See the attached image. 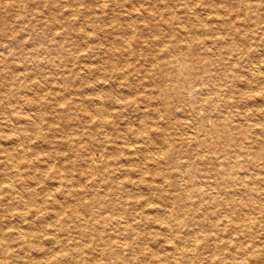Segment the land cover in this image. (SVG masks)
Masks as SVG:
<instances>
[{"label":"rangeland","instance_id":"1","mask_svg":"<svg viewBox=\"0 0 264 264\" xmlns=\"http://www.w3.org/2000/svg\"><path fill=\"white\" fill-rule=\"evenodd\" d=\"M262 75L264 0H0L4 264L263 263L264 193L235 183L264 157L220 175L235 152L217 130L264 109V78L241 94Z\"/></svg>","mask_w":264,"mask_h":264},{"label":"bare ground","instance_id":"2","mask_svg":"<svg viewBox=\"0 0 264 264\" xmlns=\"http://www.w3.org/2000/svg\"><path fill=\"white\" fill-rule=\"evenodd\" d=\"M113 1V0H112ZM122 2V0H121ZM70 5V4H69ZM115 5V4H114ZM145 5V4H144ZM115 8V7H114ZM120 10V9H119ZM205 10V9H204ZM11 11V10H10ZM12 12V11H11ZM206 12V11H204ZM8 13V12H7ZM6 13V14H7ZM171 13V12H170ZM220 13V12H219ZM65 14V13H64ZM76 15V12L72 15ZM102 14V13H101ZM117 15V14H116ZM140 15V14H139ZM176 15V14H174ZM42 17V16H41ZM74 17V16H73ZM128 17V16H127ZM84 19V18H83ZM82 18L80 20H83ZM122 19V18H121ZM202 19V18H201ZM78 20V21H80ZM144 20V19H143ZM118 22V21H117ZM115 23V22H114ZM147 23V22H146ZM120 29V28H119ZM35 32V30H34ZM121 32V31H120ZM131 32V31H130ZM189 32V31H188ZM96 34V33H95ZM116 34V33H115ZM118 35V34H117ZM178 36V35H177ZM111 38V37H110ZM220 38V37H219ZM125 39V38H124ZM186 40V39H185ZM97 41V40H96ZM187 41V40H186ZM188 42V41H187ZM243 43V42H242ZM115 49V48H114ZM101 50V49H100ZM196 51V50H195ZM256 54V52H255ZM250 57V56H249ZM108 58V57H107ZM89 59V58H88ZM109 59V58H108ZM247 62V61H246ZM92 64V63H91ZM101 64V63H100ZM255 64V63H254ZM148 65V64H147ZM175 66L170 69L171 73L173 74V76L181 81H185V79L187 78V75L190 74V71L187 70V67L185 66L184 63H176L174 64ZM251 67V66H250ZM82 68V67H81ZM244 68V67H243ZM257 68V67H255ZM84 69V68H83ZM257 73L255 74L256 76L258 74H262L263 70L262 69H257L255 70ZM255 71L250 68L248 69V72L251 76L254 75ZM26 73H29V72H26ZM244 73V72H243ZM59 74V73H58ZM193 74V72H192ZM60 75V74H59ZM101 75V74H100ZM127 75V74H126ZM36 76V75H35ZM42 77V76H41ZM261 77L260 79H251V83L250 81L247 82L245 88L246 90L242 91L241 94L242 96H244L246 99L248 97H251V96H255L256 92H261V88H260V82L263 81V78L264 76H259ZM252 78V76H251ZM34 80V79H33ZM256 82V83H255ZM109 85V84H107ZM253 85V86H252ZM110 86V85H109ZM124 86V84H123ZM97 87V86H96ZM239 87V86H238ZM253 87V88H252ZM63 88V86H62ZM90 89V88H89ZM106 89V88H105ZM25 90V89H24ZM50 90V89H49ZM253 91H256L254 93L251 94V92ZM118 93V92H117ZM247 95V96H245ZM113 96V95H112ZM241 96V97H242ZM106 99H107V102H109L110 104H113L115 102L118 101V98H114L111 97V95H108L107 93V96H106ZM89 100V99H88ZM101 100H102V96L100 93H95L94 94V103L92 104L93 105V111L94 113L98 116H101L102 114L105 113V109L104 107H102V104L100 105L101 103ZM254 100V99H252ZM63 101V100H62ZM142 101V100H141ZM140 101V102H141ZM249 101V100H248ZM91 102V101H90ZM123 102V100H122ZM263 104H257V105H253L252 106V109H246L245 112H241L240 114L245 117L247 119V123H245V125H237L235 123H228V122H225V123H222V125L220 126L219 129H217L216 127L214 128V131H216V129L219 131V135H221V138L229 143L231 146L233 145L234 147V155H231V161L227 162V164L225 165V167H223V169L221 170V172L219 171L218 173L222 176H225L227 175L228 173H240L242 172L243 173V169L244 170H248V169H255L257 168H260L259 166H256V167H252L255 162H256V158L259 157H264V109L262 108ZM2 109V108H1ZM84 109V107H83ZM31 110V109H30ZM63 110V109H62ZM114 110V108H113ZM127 110V109H126ZM247 110H251L252 111V114H256L258 116H260L259 118H256V119H250V117L248 118V113H246ZM161 111V110H160ZM221 111V110H220ZM27 112V111H26ZM76 112V111H75ZM29 115V114H28ZM262 115V116H261ZM181 116V115H180ZM105 118V117H104ZM184 118V117H183ZM3 119V118H2ZM37 119V118H36ZM12 121V120H11ZM131 122V121H130ZM22 123V122H21ZM37 123V120H35V122H32V124H36ZM39 123V122H38ZM98 124L101 126L104 124V121L103 119L99 118L98 120ZM128 124V123H127ZM169 125V124H168ZM171 125V124H170ZM147 127V126H146ZM153 127V126H152ZM149 128V127H148ZM152 129V128H150ZM143 131L145 130H142L139 132V134H141ZM251 131V132H250ZM178 132V131H177ZM126 133V132H125ZM181 133V132H180ZM179 133V134H180ZM178 134V133H177ZM151 135V134H150ZM200 135V134H199ZM111 136V135H110ZM178 136V135H177ZM51 138V137H50ZM244 139L248 140L251 145H249L250 148H248V145L244 144ZM207 141V140H206ZM39 142V141H38ZM100 142V141H99ZM130 142V141H129ZM141 143V142H140ZM223 144V143H222ZM9 145V144H8ZM150 145V144H149ZM257 145V146H256ZM256 147V148H252V147ZM113 148V147H112ZM48 149V148H47ZM117 149V148H116ZM9 150V149H8ZM155 150V149H154ZM2 151V150H1ZM146 151V150H145ZM160 152V151H159ZM130 153V152H129ZM224 154V153H223ZM225 154H227V152L225 151ZM6 155V154H5ZM164 155V154H163ZM234 156H242V158L240 160L236 159ZM201 161H203L202 163H208L207 161L211 160V157L208 156L205 160L204 159H200ZM131 161V160H130ZM205 161V162H204ZM95 162V160H94ZM48 163V162H47ZM146 164V163H145ZM163 164V163H161ZM14 167H16L15 165H12ZM40 166V165H39ZM251 166V167H249ZM13 167V168H14ZM133 170V169H132ZM218 171V170H217ZM245 173V172H244ZM257 174V173H255ZM258 174H261V177L257 176V175H253L251 174L250 172L248 174H244L243 177L247 178V180H244L242 178H238V182H236L235 184L236 185H243L244 187H247L248 189H251L252 191H254V193H264V172H260ZM117 175V174H115ZM163 176V175H162ZM76 178V177H75ZM142 178V177H141ZM150 179V178H149ZM186 179V178H184ZM186 181V180H185ZM143 184H145L144 182H142ZM147 183V182H146ZM49 184V183H48ZM146 187L148 185L149 188H152L150 186L149 183L145 184ZM26 186V185H25ZM128 186V185H127ZM126 186V187H127ZM155 190H162V187L160 185H155L153 187ZM51 191V190H50ZM143 191V190H142ZM198 191V190H197ZM144 194V193H143ZM32 193H26V196L27 198L29 197L30 200L32 199H35V198H32ZM129 197H135L133 195H129ZM227 198V197H226ZM58 199V198H57ZM205 199V197L202 198V200ZM29 200V201H30ZM29 201L27 202V200H22L21 197H18V200L17 202L19 204H22V205H26L27 203H29ZM134 204L137 203V199L133 200ZM230 201L232 203H237L234 199H230ZM143 203V202H142ZM38 208L35 210L37 212V210L40 209V206L37 205ZM222 206V205H221ZM7 209V208H6ZM18 209V208H17ZM192 210V209H191ZM161 211V210H160ZM25 213L26 212H23L21 211L18 215L21 216V217H24L25 216ZM232 213V212H231ZM109 214V212H108ZM240 215V214H239ZM200 216V215H199ZM237 218V217H236ZM159 220H161V222L164 223V229L169 231V228H167V220L165 219V217L161 216L158 218ZM29 220V219H28ZM13 221V220H12ZM73 223V221H72ZM18 226V225H17ZM121 229L124 230V231H127L128 229V226L126 224H122L121 225ZM153 228V227H152ZM20 229V228H19ZM4 231V230H3ZM49 231V230H48ZM51 231V230H50ZM71 231V230H70ZM204 231V230H202ZM18 235L22 238H25V233L23 231H20L17 232ZM163 233V232H162ZM33 236L36 237V241H33L32 243H28L27 244V249L30 251V250H34V249H37L39 248L40 249V245H39V240L40 238L37 236V234L35 232L32 233ZM1 236V235H0ZM4 236V235H2ZM168 236V235H166ZM34 237V238H35ZM210 240V239H209ZM241 240V239H240ZM60 241V240H59ZM165 241L170 245V247L175 251V252H179V250H182L181 249V245L183 242H176L171 236H168L166 237ZM237 241V240H236ZM86 242V241H85ZM12 243V242H11ZM48 243V242H47ZM44 246V245H43ZM97 246V245H95ZM105 246H106V250H108V243H105ZM131 246V245H130ZM241 246L238 245V249H240ZM189 249V248H188ZM157 250V249H156ZM159 252V251H158ZM240 252H243V248H241V251ZM4 253H5V250H4V247H0V264H4V261H3V257H4ZM156 253V252H155ZM190 254V253H189ZM31 255V254H30ZM69 255V254H68ZM36 256V255H35ZM26 257V256H25ZM39 257V256H38ZM73 258V257H72ZM250 258V257H249ZM68 259V257H67ZM48 260V259H47ZM24 261V260H23ZM180 261V260H179ZM22 262V261H21ZM45 262V261H44ZM44 262H41V261H38L36 260L35 258L32 259L28 264H44ZM173 262H176L175 259H173ZM256 262V261H255ZM247 263V264H257V263ZM17 263V262H16ZM25 263V261H24ZM84 264V263H83ZM198 264V263H197ZM210 264V263H209ZM239 264H246L244 263L243 261L239 262ZM260 264H264L260 262Z\"/></svg>","mask_w":264,"mask_h":264}]
</instances>
